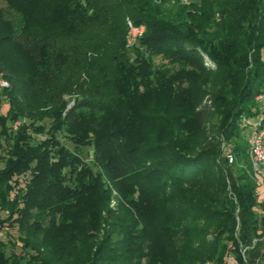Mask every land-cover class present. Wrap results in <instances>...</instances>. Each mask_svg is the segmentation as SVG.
<instances>
[{
    "label": "trees",
    "instance_id": "trees-1",
    "mask_svg": "<svg viewBox=\"0 0 264 264\" xmlns=\"http://www.w3.org/2000/svg\"><path fill=\"white\" fill-rule=\"evenodd\" d=\"M2 1L17 15V23L7 20L0 8V24L10 30L0 36V46L6 42L17 46L32 62L33 80L42 86L63 88L57 81L67 62L75 60L77 52L80 56L97 48L87 37L78 38L80 26L97 21V30L104 34L106 29L121 26L122 48L126 20L142 26L143 33L130 56L122 54L121 47L114 51L113 43L105 40L106 50L96 51L98 55L108 53L103 67L90 58L78 64L79 73H92L87 74L86 84L90 95L75 97L67 108L65 102L53 104L56 97H51L50 109L44 112L51 118L49 136L35 145L29 143L32 137L24 134V128L30 126L40 133V126L33 127L29 121L8 134L6 123L19 114L12 101H7L5 113H0V142L3 138L12 147L0 169V204L8 212L0 219V227L11 226L10 219L17 224L24 254H7L6 243L0 241V264H66L80 257L85 259L83 264H264V205L254 201L246 145L237 128L239 116H252L253 99L264 92V0H195L187 5H179V0ZM165 4H172V9L163 8ZM153 57L190 65L193 70L185 75L192 80L199 79L200 71H207L206 58L221 81L232 88L235 85L228 95H210L212 104L229 105L218 127L226 139L234 140L232 161L222 162L227 164L225 170L219 162L213 163L215 152L193 145V137L211 116L210 109L203 104L181 117L179 106L176 115L166 102L161 107L170 95L177 96L182 105L189 101L175 86L182 74L153 68ZM0 73L11 88L10 75ZM100 76L110 80L102 83L106 95L97 92V84L103 82ZM159 93L165 98L158 108L155 102L159 99L152 108L138 111V105L143 108ZM62 132L76 148L91 146L93 160L128 190L116 210H106V221L115 232H107L94 246L80 244L68 221L76 216L77 202L88 196L98 178L59 142L56 136ZM212 164L206 177L226 179L229 198L222 191L217 192L222 197L208 196L209 182L202 179ZM24 175L27 182L20 186ZM10 181L16 183L17 191L24 187L25 191L14 193L9 200L3 184ZM47 190L55 194L58 205L48 202ZM96 191L102 198L109 196L103 186ZM18 199L21 205L16 208ZM210 201L215 206H207ZM33 208L38 214L31 213ZM45 211L51 213V220L41 226ZM69 211H73L72 217L66 215ZM29 219L39 226H31ZM41 233L56 241L55 248L49 251L46 237L38 238ZM114 233L118 238H112ZM41 248L54 257L43 254Z\"/></svg>",
    "mask_w": 264,
    "mask_h": 264
},
{
    "label": "rangeland",
    "instance_id": "rangeland-1",
    "mask_svg": "<svg viewBox=\"0 0 264 264\" xmlns=\"http://www.w3.org/2000/svg\"><path fill=\"white\" fill-rule=\"evenodd\" d=\"M195 1V0H191ZM191 1L189 3H191ZM181 4L179 5H187L189 3ZM5 3L0 0V8L2 9V12L4 14V17L7 18V20H10L13 24L17 23L16 14L9 9V7H5ZM172 4H165L163 5V8L166 10H171L172 7L170 6ZM20 19V18H19ZM2 25V26H1ZM98 25L97 21H91L88 24L80 26V29H78V38H82V36L87 37V41H94L96 42L97 48L93 49V51H84V55H80L77 52V58L71 59L67 62V65L63 70L60 72L59 80L57 81L59 85H62L63 88H58L56 86H42L41 82L37 79L32 78L31 75V61L30 59H27V57L20 52V49L17 48V46L12 45L8 42H6L3 46H0V71L6 74H9L11 77V88L9 86V90H6L5 92H0V113L4 114L5 110L7 108V101H12L11 105L13 106V110L17 111L19 114V118L15 119L12 123H6V127L8 125L7 132L14 133L19 126H23L25 122L29 121L35 126H40V133H37L36 131H33L32 128L25 127L24 128V134L26 136L32 137L35 139L34 141L32 138L30 139V144L35 145V142L42 141L46 138V136H49V130H50V117L48 114H44V112L49 111L50 107L47 105L50 104V98L56 97L55 103L58 105V101L67 103V107H69L72 103V100L75 97L80 96H89L90 93L86 91V84L89 82V78L87 77V73L85 74L84 71H80L79 73V67L78 64L82 63L84 58H90L98 61L97 63L100 64V66L103 67V63L106 61L107 54L98 55L96 51L104 52L103 49L106 50L107 45L106 42L113 43L114 51L119 50L121 47L120 52L124 55H132V48L135 46H127V31L125 33L124 37V46L123 45V28L121 26H114V28L106 29L105 34L103 30H97L96 27ZM4 34H10V30L7 28L6 25L0 24V36ZM104 35V37H103ZM91 36L93 38H91ZM106 40V42H105ZM110 51V50H109ZM108 51V52H109ZM261 59L264 60V48L261 49ZM152 66L155 69L158 70H169L170 74H174L175 72H180L182 75L177 76V79H179L178 83H176V88L178 93L182 94L186 99H188L189 103L186 105H182L178 103L177 96L170 95V99L167 98L161 102V107L165 104L167 109L174 112V114L179 113L180 116L185 117L189 115L190 111L193 108H197L203 104H206L208 108L210 109L211 116L209 119L206 120L205 124L202 126L201 132L196 134L193 137L194 143L193 145L196 146L197 149H207L215 152V157L213 159V163L217 164L218 162L221 165H218L220 168L224 169L226 168V165L222 164L223 159H225L221 154V147L227 148L232 147L233 145V138L226 139L220 132L218 131V127L220 125V122L223 120V116L226 113L229 105L227 106H218L215 104H212L210 100V95H225L228 91L233 90L235 85L230 87L229 82H223L219 79V76L217 73H215V66L211 64L206 58H204V65L207 66L206 70L204 72H199V79L192 80L188 77V75H185V72H189V70H193L190 65L184 66L183 63L180 62V64H172L170 62H166L158 57H153L151 59ZM130 61L132 62V58H130ZM182 65V66H181ZM108 71H111L112 68L107 66L106 67ZM105 69V66H104ZM96 70L93 72L95 75ZM96 76V75H95ZM103 77H99L100 81H103ZM110 82V80L100 82L101 84H97L98 94H107L104 93L106 91V88L102 83ZM92 84V83H91ZM94 84V83H93ZM85 90V91H84ZM233 93V91H232ZM56 94V95H55ZM228 95V93H227ZM104 96V95H103ZM202 96V97H200ZM162 98H165L163 94L159 93L157 95H152L150 98V102H147L145 106L142 108V106L138 105V111L143 109L152 108L154 106L153 101L158 100L155 102L156 107L158 108V104H160V100ZM95 100H99L97 98H94ZM16 100V101H15ZM230 101V99H229ZM255 98L253 99V105L250 107L249 112H252L256 114L257 112V105H256ZM140 104V103H139ZM179 106V108H178ZM177 107L178 109H175ZM154 109V108H153ZM143 112H145L143 110ZM244 114H241L238 118V124L237 128L239 132L242 133V141L246 145V136H247V129L245 127V118H251L252 116H246ZM41 115L46 116L41 119ZM254 119L252 118L248 122H253ZM74 130H78V126H72ZM46 132V133H45ZM240 133V134H241ZM48 134V135H47ZM8 137V136H7ZM57 139L59 142L64 145L70 152L77 154L80 158L83 164L87 165L89 169H91V172L94 175H97L96 179V185L90 189L88 196L83 197L79 199V203L77 202L76 207L79 209V211L76 212V216L68 222L70 223V226L73 227L72 229L75 231L74 236L78 237V242L81 243H88L89 246H94L96 243H98L102 238H104L105 235H107V232H111L113 228L109 221H106V210L114 211L116 210V205L118 202L123 203V195H128V190L125 185L121 184L119 180H115V178L109 173V171L105 170L101 164L96 163L95 160L92 158V152L93 149L91 146H82V147H74L72 143H70L67 139V137L62 133L57 134ZM5 141V140H4ZM3 138L0 142V169L3 167L4 162L8 158L9 149L12 147L10 146V143L4 142ZM10 142V141H9ZM7 143V144H5ZM10 156V154H9ZM228 163V162H227ZM229 164V163H228ZM213 164L211 166H208L205 170V177L212 171ZM238 167H241L238 166ZM215 168V167H214ZM217 168V167H216ZM214 170H217V169ZM223 173V171H222ZM25 174H28L25 173ZM203 178L202 181L209 182L208 186L211 183H214L213 187L206 186V190H208V196H212V198L222 197V195H218V191L226 192L227 195V180L223 179L222 181H218L213 177H206ZM13 180V178H12ZM20 186H23L25 182H27V175H24V178L19 181ZM206 182V183H207ZM10 184V185H9ZM6 185V186H5ZM16 183L10 181L9 183L6 182L3 184L5 186V190L10 193L8 199H12L14 196V193L22 194L25 191V187L22 190L16 189ZM99 186H103L108 191V198H102L101 196L97 195L96 189L99 188ZM20 192V193H19ZM213 194V195H212ZM223 194V193H222ZM44 195L48 198V202L52 201L54 203V206L56 204L58 205L59 202L56 201L55 194L52 193V191L47 190L44 191ZM207 195V192H206ZM135 196V195H134ZM45 198V197H43ZM134 198V197H133ZM6 201H8L6 199ZM1 202V199H0ZM214 202H217L216 199H214ZM216 203L207 202V206H215ZM21 201L18 199L16 201V208L17 206L20 207ZM80 206V207H78ZM49 209V208H48ZM7 209L0 204V219H4L8 212ZM76 210V209H75ZM82 211V213L80 212ZM39 211L35 210L34 208L31 209V213L33 215L38 214ZM256 212V211H255ZM46 214V220L45 223L41 226H46L48 220H51V213L49 212H43ZM17 212L14 213L16 215ZM42 215V214H41ZM67 216L72 217L73 211H69L66 213ZM84 215V217H83ZM40 216V215H39ZM57 217V216H56ZM34 219H37L36 217H33ZM49 218V219H48ZM13 220L10 219L9 223L11 226H8L7 223L2 225L0 227V241L6 243L5 251L8 254L9 252L14 253L16 255H23L24 251L21 247V240L17 239L19 236V230L17 229L16 223H11ZM29 224L31 226H39L36 222V220L29 219ZM85 225V227H83ZM209 226V225H208ZM85 229V230H84ZM115 232V231H114ZM38 234V233H37ZM43 233L41 235L39 234L38 238L39 240L43 238ZM46 237L45 243H47V246L49 251L51 248H55L56 241L54 242L51 236L48 237V235H44ZM118 234L115 233L112 235V238H118ZM75 237L73 239H75ZM44 243V244H45ZM43 254L45 255H54L52 253H45L44 248H41ZM81 259V260H80ZM82 257L73 259L68 261L66 264H83ZM85 260V259H84ZM230 261V259H228Z\"/></svg>",
    "mask_w": 264,
    "mask_h": 264
},
{
    "label": "built area",
    "instance_id": "built-area-1",
    "mask_svg": "<svg viewBox=\"0 0 264 264\" xmlns=\"http://www.w3.org/2000/svg\"><path fill=\"white\" fill-rule=\"evenodd\" d=\"M188 1L190 2L191 0H179V3L185 4ZM126 28L128 36L127 46H133L143 33V27H135L126 20ZM9 86L8 80L0 73V91L8 89ZM255 101L257 102L256 114L251 118H245L244 125L247 129L246 154L249 163V176L254 184V201L258 205H264V92L256 95ZM252 118L254 121L249 123L248 121ZM221 154L228 163L232 161L233 156L230 146L227 148L221 147ZM244 251L245 248L240 250L243 260Z\"/></svg>",
    "mask_w": 264,
    "mask_h": 264
}]
</instances>
